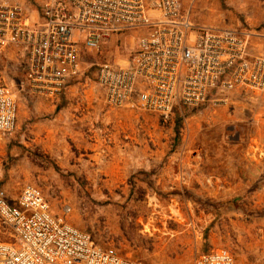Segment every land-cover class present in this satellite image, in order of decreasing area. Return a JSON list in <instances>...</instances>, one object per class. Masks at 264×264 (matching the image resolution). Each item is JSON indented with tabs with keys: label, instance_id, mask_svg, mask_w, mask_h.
<instances>
[{
	"label": "rangeland",
	"instance_id": "374dc122",
	"mask_svg": "<svg viewBox=\"0 0 264 264\" xmlns=\"http://www.w3.org/2000/svg\"><path fill=\"white\" fill-rule=\"evenodd\" d=\"M183 1L198 22L264 32V0ZM5 78L18 89V68ZM18 105L0 145L8 198L35 184L54 213L69 206L72 226L144 264H192L214 248L264 264V95L237 96L185 127L120 114L115 140L89 86L55 104L19 92Z\"/></svg>",
	"mask_w": 264,
	"mask_h": 264
},
{
	"label": "built area",
	"instance_id": "2783aa9c",
	"mask_svg": "<svg viewBox=\"0 0 264 264\" xmlns=\"http://www.w3.org/2000/svg\"><path fill=\"white\" fill-rule=\"evenodd\" d=\"M3 64L18 68L17 90ZM80 86L110 118L185 127L237 96L264 95V32L198 22L183 0L0 1V142L16 129L19 92L55 104ZM70 213H54L35 184L14 199L0 190V264H144L97 244ZM192 264L235 261L214 248Z\"/></svg>",
	"mask_w": 264,
	"mask_h": 264
},
{
	"label": "crops",
	"instance_id": "0c3cea01",
	"mask_svg": "<svg viewBox=\"0 0 264 264\" xmlns=\"http://www.w3.org/2000/svg\"><path fill=\"white\" fill-rule=\"evenodd\" d=\"M19 106V105H18ZM45 107H49V104H46V105H44ZM53 107H55V105H52V108ZM106 114V113H105ZM118 115H120V114H118ZM106 117L104 118L105 119V123L106 124H108L109 126H111V128H112V132L110 133V138L111 139H113V140H115L116 138H115V135H116V133L115 132H113V130H114V127H115V125H116V121L115 120H117V119H119V116H118V118L116 119V117L117 116H112L111 118H110V116H107V115H105ZM109 117V118H108ZM16 128H17V126H16ZM12 134V133H11ZM10 136V135H9ZM9 136L7 137V138H5L3 141H1L0 142V145H4L5 144V142H7V139L9 138ZM123 138L124 139H128V138H130V136H123ZM4 191V190H3ZM5 192V191H4ZM47 199V198H46ZM95 241V240H94ZM96 242V241H95ZM97 244H99V245H102V246H105V247H114L115 249H117V247L115 246V245H118V246H122V244L120 243V242H117V244L116 243H114L113 241L112 242H107V243H98V242H96ZM117 251L119 252V250L117 249ZM119 254H120V252H119ZM122 255V254H121ZM124 256V255H123Z\"/></svg>",
	"mask_w": 264,
	"mask_h": 264
}]
</instances>
